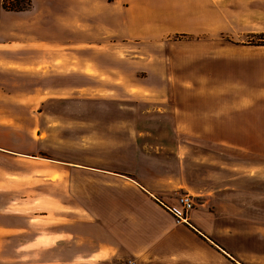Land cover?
I'll return each mask as SVG.
<instances>
[{
	"label": "rangeland",
	"instance_id": "374dc122",
	"mask_svg": "<svg viewBox=\"0 0 264 264\" xmlns=\"http://www.w3.org/2000/svg\"><path fill=\"white\" fill-rule=\"evenodd\" d=\"M5 1L0 146L28 157L0 155V229L2 219L17 227L21 211L49 215L50 196L66 194L57 175L33 180L30 172L24 181L19 169L49 173L50 161L108 166L139 174L177 200L187 190L196 194L192 213L260 264L264 0H151L159 16L147 33L138 26L136 39L106 22L84 26L70 10L86 0H14L4 8ZM189 104L197 116L184 119ZM49 218L39 231H49ZM2 237L0 264L49 259L48 250L18 252L24 240L17 235L3 247Z\"/></svg>",
	"mask_w": 264,
	"mask_h": 264
},
{
	"label": "crops",
	"instance_id": "0c3cea01",
	"mask_svg": "<svg viewBox=\"0 0 264 264\" xmlns=\"http://www.w3.org/2000/svg\"><path fill=\"white\" fill-rule=\"evenodd\" d=\"M86 1L80 5V11L77 6L71 8L75 14L72 16L84 26L106 22L124 27L119 35L123 39H136L141 33L138 26L147 33L148 27L153 26L152 18L159 16L155 13L159 9L152 6L151 0H125L128 5L121 0L109 4L99 0L100 5ZM115 33L119 34V30L115 29ZM82 40L91 39L86 36ZM7 63L1 62V71L9 67ZM6 100L9 101L8 96ZM184 107H187L184 119L197 116L195 109V112L189 110L190 104ZM0 155L14 160L28 157L2 146ZM50 163L51 168L45 169L49 173L26 167L19 172L24 181L30 172L36 176L33 180L42 177L52 180L56 175L57 182L64 180L65 196H50L55 210L44 216L18 212L17 227H10L9 221L2 219L3 247L8 244L9 235H17L24 240L18 252L24 251L26 255L32 250L49 251V259L28 264H257L260 259H251L243 248L240 250L244 253L240 254L229 243L216 238L214 226H208L200 214L191 213L188 220H178L172 215L177 199L171 198L165 187L150 186L139 174L119 172L108 166ZM186 192L197 198L191 191ZM48 217L49 231H39V223ZM259 261L264 264V256Z\"/></svg>",
	"mask_w": 264,
	"mask_h": 264
},
{
	"label": "built area",
	"instance_id": "2783aa9c",
	"mask_svg": "<svg viewBox=\"0 0 264 264\" xmlns=\"http://www.w3.org/2000/svg\"><path fill=\"white\" fill-rule=\"evenodd\" d=\"M195 197L189 193L182 194L177 200V208L172 211V214L178 220H188L190 214L196 208Z\"/></svg>",
	"mask_w": 264,
	"mask_h": 264
},
{
	"label": "trees",
	"instance_id": "16d2710c",
	"mask_svg": "<svg viewBox=\"0 0 264 264\" xmlns=\"http://www.w3.org/2000/svg\"><path fill=\"white\" fill-rule=\"evenodd\" d=\"M12 1H14V0H6L5 3L3 4V7H4V8H7V7H8V4L11 3ZM28 2L30 3L31 0H28ZM19 5H20V2L17 3V7H18ZM18 10H19V11H23V9H21L20 7H19Z\"/></svg>",
	"mask_w": 264,
	"mask_h": 264
}]
</instances>
